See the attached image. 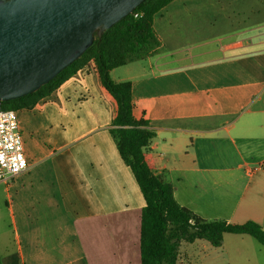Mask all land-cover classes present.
Returning <instances> with one entry per match:
<instances>
[{
    "label": "crops",
    "instance_id": "crops-1",
    "mask_svg": "<svg viewBox=\"0 0 264 264\" xmlns=\"http://www.w3.org/2000/svg\"><path fill=\"white\" fill-rule=\"evenodd\" d=\"M262 3L173 0L154 16L160 51L111 75L132 83L134 117L154 130L156 173L177 201L264 229ZM117 112L94 60L18 109L30 168L0 182L2 264H142L146 200L111 131ZM197 242L181 243L185 264H264L250 235L226 233L221 254L199 262Z\"/></svg>",
    "mask_w": 264,
    "mask_h": 264
},
{
    "label": "trees",
    "instance_id": "trees-1",
    "mask_svg": "<svg viewBox=\"0 0 264 264\" xmlns=\"http://www.w3.org/2000/svg\"><path fill=\"white\" fill-rule=\"evenodd\" d=\"M172 1L144 0L132 13L106 29L101 37L96 35L94 43L48 83L32 93L0 101V110L33 108L79 69L95 61L103 85L118 104L112 134L146 200L141 222L142 264H178L183 241L204 239L221 247L226 233L250 235L264 245V229L259 223L205 220L177 201L172 183L156 173V159L150 150L154 130L149 121L134 117L132 83L115 81L111 75L114 68L160 51L162 42L154 28V16Z\"/></svg>",
    "mask_w": 264,
    "mask_h": 264
},
{
    "label": "water",
    "instance_id": "water-1",
    "mask_svg": "<svg viewBox=\"0 0 264 264\" xmlns=\"http://www.w3.org/2000/svg\"><path fill=\"white\" fill-rule=\"evenodd\" d=\"M144 0H0V101L38 90Z\"/></svg>",
    "mask_w": 264,
    "mask_h": 264
},
{
    "label": "built area",
    "instance_id": "built-area-1",
    "mask_svg": "<svg viewBox=\"0 0 264 264\" xmlns=\"http://www.w3.org/2000/svg\"><path fill=\"white\" fill-rule=\"evenodd\" d=\"M29 168L18 109L0 110V182L13 179Z\"/></svg>",
    "mask_w": 264,
    "mask_h": 264
},
{
    "label": "rangeland",
    "instance_id": "rangeland-1",
    "mask_svg": "<svg viewBox=\"0 0 264 264\" xmlns=\"http://www.w3.org/2000/svg\"><path fill=\"white\" fill-rule=\"evenodd\" d=\"M264 5V3H262ZM230 240L228 239V242ZM202 243H206V245H208L207 248H203L202 247ZM260 243V242H258ZM182 245V244H181ZM222 249L223 248H220V247H215L213 246L209 241L207 240H204V239H198V242H197V250H196V258H198V262L200 261V258H202V261H204L203 258H206L207 260H209L210 258H214L218 255L221 254L222 252ZM188 255V251L187 249L184 250V248L180 247V250H179V257H178V264H185V260H184V257ZM199 256V257H198ZM196 260H194L195 262ZM203 264V263H202Z\"/></svg>",
    "mask_w": 264,
    "mask_h": 264
}]
</instances>
